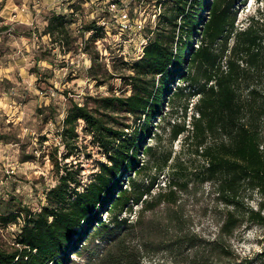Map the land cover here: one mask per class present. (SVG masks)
<instances>
[{
  "label": "rangeland",
  "instance_id": "rangeland-1",
  "mask_svg": "<svg viewBox=\"0 0 264 264\" xmlns=\"http://www.w3.org/2000/svg\"><path fill=\"white\" fill-rule=\"evenodd\" d=\"M110 2L113 0H13L9 22L4 24L0 19V215L24 212V207L41 209L46 204V192L63 172L55 160L59 165L80 168L82 186L106 161L83 130L82 120L77 125V147L66 157L60 137L63 119L72 102L131 91L132 63L146 39L154 37L151 30L162 5L160 0H118L117 10L112 12L106 7ZM234 8L236 29L245 28L255 14L264 27V0H236ZM53 13H63L69 22L73 40L68 44L53 42L45 32ZM94 21L104 26L105 36L91 43L87 41L91 31L85 27ZM122 21L128 26H122ZM90 52L99 56L93 69L98 81L89 72ZM247 82L249 88L244 85L242 96L251 88L264 89L263 73L252 74ZM196 91L197 86L189 81H174L162 113L152 122V133L143 143L151 145L153 153L139 156L140 164L147 163V167L137 175V182L151 185L150 196L143 199L164 191L173 177L179 184L176 200L151 210L140 202L131 212H121L127 224L133 225H126L131 229L126 242L138 251L137 264H202L208 258L264 264V226L247 216L249 210L260 207V194L246 186L240 189L241 221L230 234L220 236L226 213L233 206L221 199L212 181L204 179L206 160L195 141L185 139L186 132L173 138L174 123L188 127L197 116ZM131 119L125 118L128 122ZM219 140L216 135L208 138V144ZM130 175L134 176L133 172ZM108 217L106 208L102 219ZM18 221H0L1 250L16 246L22 217ZM103 238L94 237L93 229L88 230L77 247L70 249L64 264H100L101 255L108 249ZM218 239L227 257L214 248Z\"/></svg>",
  "mask_w": 264,
  "mask_h": 264
},
{
  "label": "trees",
  "instance_id": "trees-1",
  "mask_svg": "<svg viewBox=\"0 0 264 264\" xmlns=\"http://www.w3.org/2000/svg\"><path fill=\"white\" fill-rule=\"evenodd\" d=\"M160 1L155 28L151 30L154 37L146 39L141 54L132 63L128 82L131 91L72 102L63 119L60 137L66 157L77 147V125L82 120L83 130L106 161L82 186L80 168L59 165L55 160L63 172L46 192V204L38 211L24 207V212L0 215L3 223H19L22 217L16 246L0 249V264H64L70 249L77 247L90 229L94 237H106L103 239L108 249L101 255L100 264L138 263V251L126 242L133 225L120 214L131 212L140 202L151 210L176 200L179 184L173 177L164 191L143 199L144 195L150 196L151 185H139L137 175L147 167V163L140 164V154L153 153L151 145H143L144 140L152 133L151 124L161 115L165 97L177 78L196 85L199 99L197 116H193L190 126L173 124V138L186 132L185 139L195 141L206 160L204 179L212 181L221 199L233 206L226 213L220 236L230 234L241 221L238 196L244 186L256 189L261 196L260 207L249 210L247 216L264 226V89L251 88L242 96L252 74L264 75L262 22L257 14L252 15L245 28L236 29V0ZM95 22L85 27L91 31L87 40L91 43L105 36L104 26ZM68 24L63 13H53L45 32L53 42L68 44L73 40ZM90 57L89 72L98 81L93 73L98 53L90 52ZM128 117L131 122L125 120ZM216 135L220 140L208 144V138ZM125 176L129 177L124 187ZM106 208L110 217L104 220L102 211ZM214 248L228 256L219 239ZM202 264L236 263L208 258Z\"/></svg>",
  "mask_w": 264,
  "mask_h": 264
},
{
  "label": "crops",
  "instance_id": "crops-1",
  "mask_svg": "<svg viewBox=\"0 0 264 264\" xmlns=\"http://www.w3.org/2000/svg\"><path fill=\"white\" fill-rule=\"evenodd\" d=\"M1 1L2 0H0V2ZM12 1L13 0H3L2 7L0 8V19H1V22H4V24H7L9 22L8 19H10L12 17V16L10 17L11 10H12L11 8L13 7L11 5ZM9 27L10 26H8V29H9Z\"/></svg>",
  "mask_w": 264,
  "mask_h": 264
},
{
  "label": "built area",
  "instance_id": "built-area-1",
  "mask_svg": "<svg viewBox=\"0 0 264 264\" xmlns=\"http://www.w3.org/2000/svg\"><path fill=\"white\" fill-rule=\"evenodd\" d=\"M117 2H118L117 0H113V2L106 4L107 9L109 11L115 12L117 10V8H116ZM126 15H127V13H122L123 17H125ZM122 26L127 27L128 25L122 21ZM141 52H142V48H141ZM141 52H140V54H141Z\"/></svg>",
  "mask_w": 264,
  "mask_h": 264
},
{
  "label": "clouds",
  "instance_id": "clouds-1",
  "mask_svg": "<svg viewBox=\"0 0 264 264\" xmlns=\"http://www.w3.org/2000/svg\"><path fill=\"white\" fill-rule=\"evenodd\" d=\"M256 15V14H255Z\"/></svg>",
  "mask_w": 264,
  "mask_h": 264
}]
</instances>
